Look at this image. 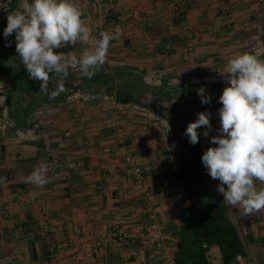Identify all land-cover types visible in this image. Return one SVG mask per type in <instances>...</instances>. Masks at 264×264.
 I'll return each mask as SVG.
<instances>
[{
  "label": "crops",
  "instance_id": "obj_1",
  "mask_svg": "<svg viewBox=\"0 0 264 264\" xmlns=\"http://www.w3.org/2000/svg\"><path fill=\"white\" fill-rule=\"evenodd\" d=\"M13 1L18 7L19 0ZM177 2L187 5L184 20H175L172 14ZM75 3L92 34L97 22L104 19L112 24L111 29L122 30L120 36L130 39L129 46L112 44V69H144L151 75L161 70L169 81L184 72L192 97H198L195 92L205 82L227 85L222 73L229 59L245 52L261 59L264 54L263 0ZM190 45L206 61L194 59ZM85 48V43L78 42L57 51L78 56ZM95 83L99 82L84 79V85ZM68 98L62 92L38 104L27 125L19 126L9 114L8 97L0 94V114L12 121L0 137V264H45L47 258L50 264H77L72 254L81 258L80 264H172L152 256L151 240L146 241L145 233L153 223L174 243L180 239L182 210L190 200L173 173L179 168V158L187 153L186 145L182 150L171 122L145 109L142 102L121 103L114 96L103 103L92 98L75 108L67 104ZM221 106L205 104L198 111L211 113L209 137L203 135L206 128L198 129L204 152L215 146L210 137L219 134ZM34 122L45 126L44 130L33 128ZM106 148L120 159L110 160ZM125 153L135 154L144 169L142 183L115 171L120 170ZM51 157L60 162L50 168ZM42 162L48 165V182L36 188L26 178ZM106 164L110 171L105 170ZM207 177L212 197L223 199L217 191L219 181ZM258 187L264 185L258 183ZM21 188L23 192H19ZM227 206L247 250L234 264H264V210L244 217L239 206ZM40 226L47 228L46 236ZM117 226L128 242L109 239ZM135 236L137 241L130 242ZM100 238L106 240L101 251L95 247ZM51 253L53 260L49 259ZM208 258L210 264H223L217 245L209 249Z\"/></svg>",
  "mask_w": 264,
  "mask_h": 264
},
{
  "label": "clouds",
  "instance_id": "obj_2",
  "mask_svg": "<svg viewBox=\"0 0 264 264\" xmlns=\"http://www.w3.org/2000/svg\"><path fill=\"white\" fill-rule=\"evenodd\" d=\"M11 5L12 0L0 2V10L7 13L3 36L7 40L15 35V50L22 65L30 79L40 82V91L49 99L67 90L64 81L70 69L93 78L107 60L110 42L122 32L117 27L113 32H100L98 38L93 36L75 0H19L14 10ZM78 42L90 44L79 56L57 51ZM53 74L57 81L49 92ZM222 75L227 86L219 96V134L210 137V144L215 146H209L201 160L207 174L219 181L217 191L223 200L232 207L239 206L242 215L248 217L264 210V187H258V183L264 185V59L247 52L236 55L228 60ZM197 94L201 104L211 103L205 87ZM197 117L185 131L192 145L199 142L198 129H207L205 137L212 130L210 112H198ZM47 172L48 165L42 162L26 182L43 188L48 182Z\"/></svg>",
  "mask_w": 264,
  "mask_h": 264
},
{
  "label": "trees",
  "instance_id": "obj_3",
  "mask_svg": "<svg viewBox=\"0 0 264 264\" xmlns=\"http://www.w3.org/2000/svg\"><path fill=\"white\" fill-rule=\"evenodd\" d=\"M11 7H15V1L13 0ZM6 24L7 20L0 21V74L3 73L4 66H9L6 57L7 51H9L10 55L17 54L15 50V35L9 36L7 40L3 36ZM262 39L264 42V33L262 34ZM8 44L11 46H6ZM262 59H264V54ZM114 70L118 74L127 76L129 82H126V84L131 88L142 81V78L132 72L131 69L116 68ZM113 77L114 74L101 73L95 74L91 79H86L93 82L107 83L108 81L107 84L111 85ZM30 85L31 82L26 83L19 80L14 87L18 91L16 96L9 97V114L19 126L25 123L27 125V118L29 119L37 104L51 100L48 94L44 92L38 98H25L19 91L30 88ZM226 86V84L221 82H205L199 85L197 89L205 87L206 93L211 96L210 105H218L220 104L219 96ZM195 93L198 96L197 91ZM115 97L121 103H140L139 98L134 96L133 91L121 88L115 90ZM194 121L195 118L188 111L183 113L182 130L187 153L179 158V168L173 173V176L186 191L190 202L182 210L181 218L183 224L179 231L180 239L176 243L177 249L174 264H210L208 258L209 249L214 245H217L221 250L223 264H234L236 258L246 255V246L238 227L229 215L226 202L222 198H213L210 193V182L201 160L204 148L200 134L199 142L195 145L190 144L188 137L185 135L187 125Z\"/></svg>",
  "mask_w": 264,
  "mask_h": 264
},
{
  "label": "rangeland",
  "instance_id": "obj_4",
  "mask_svg": "<svg viewBox=\"0 0 264 264\" xmlns=\"http://www.w3.org/2000/svg\"><path fill=\"white\" fill-rule=\"evenodd\" d=\"M0 2H3V0H0ZM179 3L180 2H177L176 4L178 5ZM263 3H264V0H263ZM176 4L172 6L173 7L172 14L175 20L176 19L184 20L185 17L183 19H179L174 14V9H175L174 6ZM14 9L15 7H12V10ZM184 9H185V16H186L187 5L185 3H184ZM6 16H7V13L0 10V21L6 20ZM111 18H113V16H111ZM115 24H117V20L115 21ZM111 27H112V24L107 23L106 20L104 19L101 21H98L97 27L95 28L93 32V36L98 37L99 33L103 31H109V32L115 31L111 29ZM114 41L123 42L125 46L130 45V39L124 38L122 36H120L116 40H113L109 48V51H108V57H107L106 62L102 66H100L96 70V73H95V74L103 73V74H108V75L114 74V78L111 79V85L107 84L108 83L107 80H106L107 83L99 82L97 84L95 83L92 85H84V79H86L87 77L82 76L78 69H70L69 75L66 78L70 80L69 81L66 80V82L64 81L65 88L67 89L65 92H67V95L69 97L67 104L76 108L77 105L80 106L82 105V103L92 98L97 99L96 103H103L105 99L109 100L110 97L115 96V90L117 88L133 91L134 96H137L140 102L146 105V106L143 105L145 109L156 111V114H160L161 118H164V119L167 118L168 121L171 122L172 127H174L175 131H177L176 142L182 150H185L184 135H183V130H182V115L184 112L188 111L192 115V117H194L196 120L198 118L197 117L198 111L205 105V104H201L200 98L192 97L190 96V94H188V92L191 90L190 88L191 85L189 86V81H187L188 77H186L187 76L186 73L183 72L181 73V75H175L169 81L168 77H166L167 78L166 80L163 77L165 76L164 71L157 70L156 71L157 75H151L153 73H150L147 70L131 68L132 72L136 73L138 76L142 78L141 83L138 84L139 86L137 85L138 87L132 86L131 88L127 86L126 84V82H129L128 81L129 79L127 78V76L124 74H118L116 72L114 73V69H112V66H110L109 62H112L114 58V56L112 55V50L114 47L112 44L114 43ZM86 47H90V44H86ZM190 48H191V45L188 47V50L194 59H197V60L200 59V62H202L203 60L206 61L205 60L206 58H202V56L199 53L195 52L194 50ZM166 49L169 50L168 46H166ZM78 54L81 55V53H78ZM6 57H7V63L9 64V66H4L3 67L4 71H2L3 73L0 74V94L6 95L9 101L10 100L9 97L16 96L17 94L16 92L18 91L15 90L14 87L15 85H17V82H19L20 80L26 83L31 82V85H30V88H26L19 92L23 96H25V98L27 99L38 98L42 94V91H40V82L29 78V75L26 69L21 63V59L17 54L10 55L9 51H7ZM160 60H163V59H160ZM161 73L163 74L161 75ZM56 81H57V77L55 76V74H53L51 77L50 84H49V92H51L54 89ZM178 81H179V84H178ZM0 118H2L3 120L8 119V117L2 114H0ZM32 125H33V128H37L36 130H39L40 132H42L45 127V126H42L39 122H34L32 123ZM2 126L3 125L0 126V137L3 134V128L5 127V126L3 127ZM66 135H68V133H66ZM0 143H1V140H0ZM1 147H2V144H1ZM53 159L54 158L51 157L49 166H51ZM59 162L54 163V164L57 165L59 164ZM52 166L54 167V165ZM23 191H24L23 188L19 190V192H23ZM40 229H41L40 232L43 231V235L46 236L47 228L46 227L42 228L40 226ZM40 234L42 235V233ZM73 255L74 254L71 255V259L73 261H76L77 264H80L81 258L77 259ZM54 256L50 257L49 255V259L51 258V260H53ZM14 263L16 264L17 262H14ZM46 263L50 264V260H48V258L45 264Z\"/></svg>",
  "mask_w": 264,
  "mask_h": 264
},
{
  "label": "built area",
  "instance_id": "obj_5",
  "mask_svg": "<svg viewBox=\"0 0 264 264\" xmlns=\"http://www.w3.org/2000/svg\"><path fill=\"white\" fill-rule=\"evenodd\" d=\"M174 8H175L174 14L176 15V17L179 19H183L185 17L184 2H181L178 5L176 4ZM11 124H12L11 119L8 118L7 120H3L2 118H0V126L1 125L8 126ZM104 152L110 156V160L120 159V157L116 153L112 152L108 148L104 149ZM57 162H59V159L54 158L52 160L51 166L49 167L50 168L53 167L52 165H55L54 163ZM105 170L110 171V164H106ZM115 171L116 172L121 171L124 174L129 175L130 177H132L133 180H135L138 183H142L145 180L144 169L142 168L141 164L138 162L136 155L132 153H125L122 156L121 168L120 170L117 169ZM152 216L154 217V215ZM126 237L127 236L120 231L118 226L115 227L113 232L109 235L110 240H114L118 243L128 242V239ZM137 238H138L137 236L130 237L129 241L134 243L137 241ZM145 239L146 241L151 240L149 246L151 247L152 250V256L161 258L162 260H166L167 262L169 261L172 264L175 263L174 261L175 252L177 249L176 243H174L168 235L162 233L158 225L152 223L148 226L145 233ZM105 243L106 240L104 238H100L96 240L95 242L96 249L99 251L103 250L105 248ZM52 254L53 253L50 254V257H52ZM74 257L77 258L76 256Z\"/></svg>",
  "mask_w": 264,
  "mask_h": 264
}]
</instances>
